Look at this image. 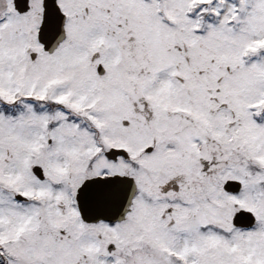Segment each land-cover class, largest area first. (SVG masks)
<instances>
[{"label": "snow or ice", "instance_id": "1", "mask_svg": "<svg viewBox=\"0 0 264 264\" xmlns=\"http://www.w3.org/2000/svg\"><path fill=\"white\" fill-rule=\"evenodd\" d=\"M0 264H264V0H0Z\"/></svg>", "mask_w": 264, "mask_h": 264}]
</instances>
